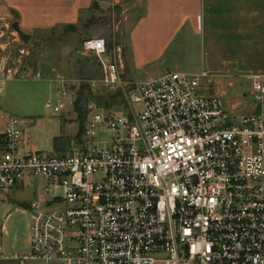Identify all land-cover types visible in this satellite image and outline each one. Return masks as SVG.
Instances as JSON below:
<instances>
[{"label":"built area","instance_id":"obj_1","mask_svg":"<svg viewBox=\"0 0 264 264\" xmlns=\"http://www.w3.org/2000/svg\"><path fill=\"white\" fill-rule=\"evenodd\" d=\"M4 51L0 45V54ZM101 76L80 140L47 156L30 144L27 124L0 128V191L45 182L30 206V252L13 264H264V75L248 74L254 111L238 114L212 92L213 76L165 72L127 79L123 47L84 44ZM0 55V95L14 81L41 82ZM126 77V78H125ZM51 116L71 104L58 78Z\"/></svg>","mask_w":264,"mask_h":264},{"label":"crops","instance_id":"obj_2","mask_svg":"<svg viewBox=\"0 0 264 264\" xmlns=\"http://www.w3.org/2000/svg\"><path fill=\"white\" fill-rule=\"evenodd\" d=\"M94 4L124 13L125 73L137 81L169 71V58L182 56L201 33L202 71L219 73L220 91L245 75L264 74V0H0V22L17 14L20 29L44 31L77 24ZM27 209L1 204L0 246L8 254L30 252Z\"/></svg>","mask_w":264,"mask_h":264},{"label":"rangeland","instance_id":"obj_3","mask_svg":"<svg viewBox=\"0 0 264 264\" xmlns=\"http://www.w3.org/2000/svg\"><path fill=\"white\" fill-rule=\"evenodd\" d=\"M15 22L19 23V18L13 14L0 22V45L4 48V53L1 52L0 55L9 57V67L27 66L40 72L42 81L18 80L7 85L4 94L0 95V126L12 116L24 120L29 129L30 144L35 151L47 156L61 154L73 142L81 139L88 118L86 106L90 101L102 98V105L112 106L118 99L117 95L105 91L94 93L89 89L88 81L99 79L101 73L96 58L84 52V44L87 40L99 38L105 41L110 50L125 47L126 17L121 10L103 9L94 4L81 14L77 24L37 32L21 29L30 36L28 43H22L13 31L12 24ZM67 28H75V31H67ZM203 39L202 33L193 36L182 56L169 58V72L199 74L204 67ZM211 75L212 92L221 96L230 109H236L240 115L254 111L248 97L249 82L246 75L235 80L233 87L225 86L222 91L219 90V73L212 72ZM126 76L127 79L130 78V74L126 73ZM58 78L68 81L72 102L66 111L51 116L45 105L55 96L56 85L52 81ZM83 87L87 89L83 103L85 122L80 131L74 105ZM44 186L45 182L41 178H35L30 179L22 188L0 191V214L1 204L4 202L15 203L25 210L34 202H43ZM20 225L21 223L19 228ZM14 231L18 232V229ZM13 237L14 232L10 235L11 239Z\"/></svg>","mask_w":264,"mask_h":264},{"label":"trees","instance_id":"obj_4","mask_svg":"<svg viewBox=\"0 0 264 264\" xmlns=\"http://www.w3.org/2000/svg\"><path fill=\"white\" fill-rule=\"evenodd\" d=\"M67 29H69L67 31H75V28H67ZM85 90H87L86 87H83L82 90L80 91V95H79V97H78V99L74 105L75 111L77 113V119H78V122L80 125V131H81V128L83 127V124L85 122V111L83 108V103L85 101L84 100ZM96 102L98 103V105L103 104L102 98H96Z\"/></svg>","mask_w":264,"mask_h":264},{"label":"water","instance_id":"obj_5","mask_svg":"<svg viewBox=\"0 0 264 264\" xmlns=\"http://www.w3.org/2000/svg\"><path fill=\"white\" fill-rule=\"evenodd\" d=\"M16 16L18 17L17 14H16ZM12 29L14 32L17 33V35H18V37L22 43H28L30 41V36L25 34L23 31H21L18 22H15L12 24Z\"/></svg>","mask_w":264,"mask_h":264}]
</instances>
